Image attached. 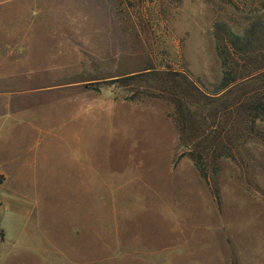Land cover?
<instances>
[{"label": "rangeland", "instance_id": "rangeland-1", "mask_svg": "<svg viewBox=\"0 0 264 264\" xmlns=\"http://www.w3.org/2000/svg\"><path fill=\"white\" fill-rule=\"evenodd\" d=\"M263 28L264 0H0V264H264Z\"/></svg>", "mask_w": 264, "mask_h": 264}, {"label": "trees", "instance_id": "trees-1", "mask_svg": "<svg viewBox=\"0 0 264 264\" xmlns=\"http://www.w3.org/2000/svg\"><path fill=\"white\" fill-rule=\"evenodd\" d=\"M256 27H257V25L256 24H253V27L250 29V30H252V32H251L252 34H253V32L258 31ZM231 81L234 82L235 80H233V79L232 80H227V81L224 82L223 86L224 87L229 86V84L232 83Z\"/></svg>", "mask_w": 264, "mask_h": 264}]
</instances>
